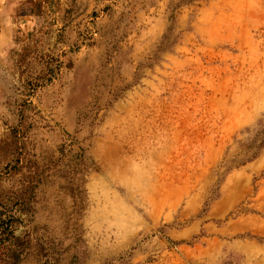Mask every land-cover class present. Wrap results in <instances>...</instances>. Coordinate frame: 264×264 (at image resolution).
<instances>
[{
  "label": "rangeland",
  "instance_id": "374dc122",
  "mask_svg": "<svg viewBox=\"0 0 264 264\" xmlns=\"http://www.w3.org/2000/svg\"><path fill=\"white\" fill-rule=\"evenodd\" d=\"M1 217L0 264H264V0H0Z\"/></svg>",
  "mask_w": 264,
  "mask_h": 264
},
{
  "label": "trees",
  "instance_id": "16d2710c",
  "mask_svg": "<svg viewBox=\"0 0 264 264\" xmlns=\"http://www.w3.org/2000/svg\"><path fill=\"white\" fill-rule=\"evenodd\" d=\"M14 236L13 224L10 219L0 218V238L1 240H8L10 237ZM12 260L18 258L17 253H11Z\"/></svg>",
  "mask_w": 264,
  "mask_h": 264
}]
</instances>
